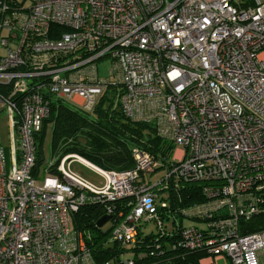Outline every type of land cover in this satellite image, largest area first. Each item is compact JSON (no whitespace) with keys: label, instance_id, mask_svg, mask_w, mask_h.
Masks as SVG:
<instances>
[{"label":"built area","instance_id":"obj_1","mask_svg":"<svg viewBox=\"0 0 264 264\" xmlns=\"http://www.w3.org/2000/svg\"><path fill=\"white\" fill-rule=\"evenodd\" d=\"M0 49V264H96L72 222L88 205L123 248L151 231L150 256L173 237L206 264H264V0H0ZM107 90L172 141L168 166L137 147L120 171L67 154L38 181L34 135L50 101L91 113ZM74 159L102 181L71 172Z\"/></svg>","mask_w":264,"mask_h":264},{"label":"trees","instance_id":"obj_2","mask_svg":"<svg viewBox=\"0 0 264 264\" xmlns=\"http://www.w3.org/2000/svg\"><path fill=\"white\" fill-rule=\"evenodd\" d=\"M0 91L5 92V87L0 86ZM48 122L52 124L51 149L58 157L49 169L52 172L58 160L67 154H76L105 170L130 169L134 165L132 149L135 147L147 151L160 163L158 168H163L168 166L174 149L172 141L156 133L153 123L127 117L114 101V93L107 90L99 98L91 113H84L61 100L50 101L49 118L34 135L37 147L34 171H37L41 162L40 143ZM119 208L123 207L118 206ZM102 215L101 206H82L72 215L73 227L91 233L90 239L86 242L96 264H104L106 261L111 264H122L124 253L122 246L117 242L107 244L109 228L104 230L97 226V221ZM250 225H258V221ZM254 227L252 226L250 230L255 229ZM138 239L140 240L136 246L125 248L131 253V256L125 257L132 258L135 264H201L200 260L206 256L199 250L169 247L167 243L173 242V237L161 239L163 251L159 255L150 256L148 252L153 246V233L145 231Z\"/></svg>","mask_w":264,"mask_h":264},{"label":"rangeland","instance_id":"obj_3","mask_svg":"<svg viewBox=\"0 0 264 264\" xmlns=\"http://www.w3.org/2000/svg\"><path fill=\"white\" fill-rule=\"evenodd\" d=\"M2 50L0 49V52ZM97 68H98V75L102 78H106L109 76V68L111 66L110 59L108 57L101 58L96 61ZM51 130H52V124L48 122L46 124V127L43 130V137L40 143V158L41 162L38 166L39 171L41 172L38 181L42 180L43 176H45V173H43L44 168L51 162H55V160L58 158L57 154L52 152L51 149ZM0 143L4 147L5 154L8 156L9 153V127H8V121H7V112L5 109H0ZM181 147H176L174 154L178 155L180 153ZM88 162V161H87ZM69 169L74 174L80 176L82 179L94 184L98 185L102 178L99 174H97L92 168H90L88 165L84 164L82 161L78 159H74L70 161ZM163 172L161 170L157 171L153 174L152 180L159 178ZM185 199V198H184ZM188 222H184V224H187ZM109 226V222L102 226V229L106 230ZM152 226L151 224L149 225ZM149 227V229H150ZM152 228V227H151ZM83 231V230H82ZM88 232V231H86ZM89 233V232H88ZM91 236V233H89ZM140 240V239H139ZM107 244H111V242L107 241ZM123 248V247H122ZM128 249V247H126ZM125 247L123 248L124 253L123 258L125 256H131V253L127 252ZM127 252V253H126ZM228 262V261H227ZM207 261L204 259H201V264H206ZM217 264H227L225 259H218Z\"/></svg>","mask_w":264,"mask_h":264},{"label":"water","instance_id":"obj_4","mask_svg":"<svg viewBox=\"0 0 264 264\" xmlns=\"http://www.w3.org/2000/svg\"><path fill=\"white\" fill-rule=\"evenodd\" d=\"M108 216H102L98 221H97V226L101 227L107 220H108Z\"/></svg>","mask_w":264,"mask_h":264}]
</instances>
